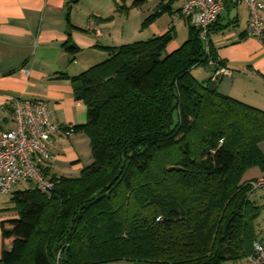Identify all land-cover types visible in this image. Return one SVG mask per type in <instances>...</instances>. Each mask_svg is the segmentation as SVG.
Returning <instances> with one entry per match:
<instances>
[{"label":"trees","instance_id":"obj_1","mask_svg":"<svg viewBox=\"0 0 264 264\" xmlns=\"http://www.w3.org/2000/svg\"><path fill=\"white\" fill-rule=\"evenodd\" d=\"M173 38L105 48V60L69 78L86 107L73 133L88 138L91 163L49 177L50 195L13 191L0 264H248L263 231L256 181L243 176L264 174V110L219 92L224 63L209 34L207 51L191 25L167 52ZM198 67L211 76L198 81Z\"/></svg>","mask_w":264,"mask_h":264},{"label":"crops","instance_id":"obj_2","mask_svg":"<svg viewBox=\"0 0 264 264\" xmlns=\"http://www.w3.org/2000/svg\"><path fill=\"white\" fill-rule=\"evenodd\" d=\"M183 2L0 0V125L14 128L8 102L15 97L44 101L51 120L61 126L84 124L86 107L76 100L69 78L105 60V48L162 36L171 29L174 38L166 50H176L189 34L188 22L178 17ZM156 11L159 15L148 21ZM248 20L245 4L227 0L209 33L219 60L229 70L218 79V90L264 110V39L246 36ZM73 46L74 53L69 50ZM207 71L210 77L212 69ZM260 148L264 152V143ZM50 152L53 160L45 164L48 177H74L91 163L83 133L58 134ZM263 176L260 173L259 178ZM12 207L0 208V256L11 248V241L3 242L1 223L16 217Z\"/></svg>","mask_w":264,"mask_h":264},{"label":"built area","instance_id":"obj_3","mask_svg":"<svg viewBox=\"0 0 264 264\" xmlns=\"http://www.w3.org/2000/svg\"><path fill=\"white\" fill-rule=\"evenodd\" d=\"M227 0H184L178 17L199 30L206 43L209 28L217 21ZM235 4H245L249 11L246 36L264 39L262 12L264 0H231ZM175 17L174 19L178 18ZM92 27V21L89 22ZM229 70L221 67L216 75H227ZM8 109L12 115L14 128L5 129L0 125V194H12L14 187L28 182L41 192L50 195L54 183L42 174L41 167L53 160L50 147L58 134H72L73 126H61L51 120L44 101L11 98ZM253 189L264 187V178L252 183ZM248 264H264V231L253 242V253L247 257Z\"/></svg>","mask_w":264,"mask_h":264},{"label":"rangeland","instance_id":"obj_4","mask_svg":"<svg viewBox=\"0 0 264 264\" xmlns=\"http://www.w3.org/2000/svg\"><path fill=\"white\" fill-rule=\"evenodd\" d=\"M191 73L198 81H202L206 79V77L208 76L207 69L201 67L192 69ZM260 173L261 172L257 167H253L248 169L244 173L243 177L244 179H249V180L255 179L254 181H257L259 179ZM30 187H31L30 183L22 182L14 187V191H22ZM250 200L254 202L256 205L261 207L260 215L256 221V226H255L256 231L259 233L264 231V187H258L254 189V191H252V193L250 194ZM10 205H12L11 194L8 195L0 194V208L2 207L4 208Z\"/></svg>","mask_w":264,"mask_h":264}]
</instances>
